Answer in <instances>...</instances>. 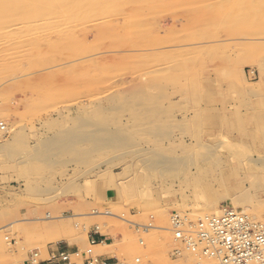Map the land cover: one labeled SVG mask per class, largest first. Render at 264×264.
Masks as SVG:
<instances>
[{"label": "rangeland", "instance_id": "1", "mask_svg": "<svg viewBox=\"0 0 264 264\" xmlns=\"http://www.w3.org/2000/svg\"><path fill=\"white\" fill-rule=\"evenodd\" d=\"M0 120V264H192L173 213L264 222V0H0Z\"/></svg>", "mask_w": 264, "mask_h": 264}, {"label": "built area", "instance_id": "2", "mask_svg": "<svg viewBox=\"0 0 264 264\" xmlns=\"http://www.w3.org/2000/svg\"><path fill=\"white\" fill-rule=\"evenodd\" d=\"M6 134V124L0 120V142ZM133 224L138 234L148 233L152 228L151 225ZM168 230L173 240L191 254L192 264H264V222L228 205H222L217 213H205L195 219L187 214L173 213ZM107 240L95 226L87 232L84 249L57 242L46 247L45 258H40L38 251H32L24 264H79L76 259L83 255L81 264H113L114 259L92 252L93 247L106 244ZM143 241L139 239L140 244ZM181 255L180 248L171 251L173 258Z\"/></svg>", "mask_w": 264, "mask_h": 264}, {"label": "crops", "instance_id": "3", "mask_svg": "<svg viewBox=\"0 0 264 264\" xmlns=\"http://www.w3.org/2000/svg\"><path fill=\"white\" fill-rule=\"evenodd\" d=\"M93 228H94V226H90L89 230H91V229H93ZM57 242H59V241H57ZM57 242H55V243H57ZM55 243H50L49 245H53V244H55ZM49 245H48V246H49ZM48 246H47V247H48ZM105 251H106V250H104V251H100L99 254H100L103 258H111V259H112L113 257H112V256H109L110 252H108V251L105 252Z\"/></svg>", "mask_w": 264, "mask_h": 264}, {"label": "bare ground", "instance_id": "4", "mask_svg": "<svg viewBox=\"0 0 264 264\" xmlns=\"http://www.w3.org/2000/svg\"><path fill=\"white\" fill-rule=\"evenodd\" d=\"M239 210V212H244L242 209H238ZM218 212V210H216V211H211V212H208V214H210V213H217ZM205 214V213H204ZM99 228V227H98ZM164 229H167V228H164ZM168 230V229H167ZM105 245H107V243L106 244H102V245H100V246H105ZM96 246H98V245H96Z\"/></svg>", "mask_w": 264, "mask_h": 264}]
</instances>
